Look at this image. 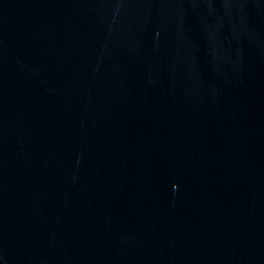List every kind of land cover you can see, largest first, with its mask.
Instances as JSON below:
<instances>
[{"label": "water", "instance_id": "water-1", "mask_svg": "<svg viewBox=\"0 0 264 264\" xmlns=\"http://www.w3.org/2000/svg\"><path fill=\"white\" fill-rule=\"evenodd\" d=\"M0 264H264V0H0Z\"/></svg>", "mask_w": 264, "mask_h": 264}]
</instances>
